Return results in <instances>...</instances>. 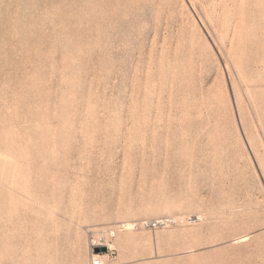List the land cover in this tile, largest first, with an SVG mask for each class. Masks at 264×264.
<instances>
[{
  "label": "rangeland",
  "instance_id": "rangeland-1",
  "mask_svg": "<svg viewBox=\"0 0 264 264\" xmlns=\"http://www.w3.org/2000/svg\"><path fill=\"white\" fill-rule=\"evenodd\" d=\"M94 254L264 264V0H0V264Z\"/></svg>",
  "mask_w": 264,
  "mask_h": 264
},
{
  "label": "bare ground",
  "instance_id": "bare-ground-1",
  "mask_svg": "<svg viewBox=\"0 0 264 264\" xmlns=\"http://www.w3.org/2000/svg\"><path fill=\"white\" fill-rule=\"evenodd\" d=\"M3 18V17H2ZM3 22V21H2ZM126 225V224H125ZM128 225V224H127ZM131 225H128V227H130ZM95 245L97 246H100V245H103V246H106L107 248L111 249L110 246H107V241L105 240V238H101L100 242L99 243H96ZM94 258L92 261H99L100 262V256L97 255V254H94L93 255ZM99 256V257H98ZM103 256V255H102Z\"/></svg>",
  "mask_w": 264,
  "mask_h": 264
},
{
  "label": "built area",
  "instance_id": "built-area-1",
  "mask_svg": "<svg viewBox=\"0 0 264 264\" xmlns=\"http://www.w3.org/2000/svg\"><path fill=\"white\" fill-rule=\"evenodd\" d=\"M161 223H162V221H152V222H147L146 224L148 226H151V227H156V226H158ZM92 264H103V263L99 262V261H92Z\"/></svg>",
  "mask_w": 264,
  "mask_h": 264
},
{
  "label": "water",
  "instance_id": "water-1",
  "mask_svg": "<svg viewBox=\"0 0 264 264\" xmlns=\"http://www.w3.org/2000/svg\"><path fill=\"white\" fill-rule=\"evenodd\" d=\"M97 252L101 251V252H105L107 251V247L106 246H101L100 248L96 249Z\"/></svg>",
  "mask_w": 264,
  "mask_h": 264
}]
</instances>
